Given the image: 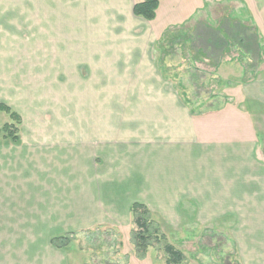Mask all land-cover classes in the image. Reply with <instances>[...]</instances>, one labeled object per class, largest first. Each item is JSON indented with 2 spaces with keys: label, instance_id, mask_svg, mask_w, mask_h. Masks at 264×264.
I'll return each instance as SVG.
<instances>
[{
  "label": "rangeland",
  "instance_id": "374dc122",
  "mask_svg": "<svg viewBox=\"0 0 264 264\" xmlns=\"http://www.w3.org/2000/svg\"><path fill=\"white\" fill-rule=\"evenodd\" d=\"M86 2L0 0V103L21 115L20 137L27 144L47 141L51 145L44 147L49 149L63 142L56 151H63L64 158L78 154L79 165L87 159L88 124L103 128L110 120L112 140L121 136L117 145L124 152L115 153L124 155L115 156L121 166L114 169L130 177L140 168L148 175L152 157L145 155L148 161L142 157L145 162L140 161L135 128L143 126L137 121L135 104L140 92L151 86L92 81L93 71L97 76L93 67L100 62L115 71L117 61L102 57L125 44L126 37L118 34L116 22L96 20L101 15ZM174 3L177 9L171 11ZM200 8L199 3L182 0H168L161 6L155 22L161 18L164 22L169 11L170 17L146 42L151 45L157 39L154 44L162 51L153 54L159 56L156 66L168 82L161 87L178 94L202 118L206 134L199 130L200 143L211 136L228 141L256 137L257 157L264 162V29L256 28L245 15L237 19L231 12L234 6L213 5L207 7L208 14H194ZM246 121L255 128H244ZM10 122L0 113V130ZM237 123L242 128H229ZM75 140L73 148L68 145ZM0 141H4L2 134ZM178 153L174 162L181 164L156 160L161 163V181L173 180V190L165 196L150 190L148 197L130 200L148 202H140L150 210L148 250L136 246L137 227L129 212L110 213L109 219L93 220L86 228L61 235L67 236V247L74 252L72 264H165L166 244L184 254L182 264H253L256 257L264 258V244L252 243L264 242V229L235 227L238 223L231 215L221 219L220 197H203L201 204L200 198L195 202L174 195L185 187L183 157ZM263 183L257 184V191Z\"/></svg>",
  "mask_w": 264,
  "mask_h": 264
},
{
  "label": "crops",
  "instance_id": "0c3cea01",
  "mask_svg": "<svg viewBox=\"0 0 264 264\" xmlns=\"http://www.w3.org/2000/svg\"><path fill=\"white\" fill-rule=\"evenodd\" d=\"M136 1L87 0L86 3L92 5L91 10L101 15L96 16V20L116 22L120 32L116 31L126 37L125 44L114 45L111 53L102 57L106 62L117 61L113 67L115 71L111 73L109 66L100 62L93 67L97 76L93 71L91 77L92 81L103 85L151 86L140 92L135 104L137 121L143 126L135 128V140L140 144V161H148L145 155L152 157V164L148 165L152 168V176L140 168L130 177L121 169H114L121 166L117 158L124 152L118 147L122 137L112 140L110 120L103 123V128L88 124L91 128H87V159L80 165L78 154L64 158L63 151H56L63 142L47 149L45 144L51 145L47 141L27 144L22 137L18 143L0 141V264H72L71 247L56 248L51 240L69 230L86 228L93 220L109 219L110 213L130 214V200L143 195L148 197L150 190L153 195L165 196L166 191L176 186L171 184L170 178L161 181L160 162L166 159L164 163L181 164L174 162V158L178 160L177 150L183 157L185 187L184 192H174L175 196L183 195L195 202L200 198L201 204L203 197H220L221 219L231 215L238 223L235 227L264 229V188L256 189L259 182H264V162L257 157L256 137L228 141L211 136L206 142H199L202 141L199 130L205 133L206 128L200 122L202 118L198 119L199 115L194 114L178 94L161 87L168 82L160 66H156L159 56L154 58L153 54L162 51L154 44L157 39L151 45L146 44L156 28L162 24L165 27L177 3L172 4L164 22L161 18L156 23L161 6L168 0L161 2L152 22L134 15ZM182 1L200 4L201 8L194 14H208L207 7L213 5L234 6L231 12L239 17L237 19L245 15L256 28L264 29V0ZM248 121L244 128H255ZM229 128L242 127L237 123ZM75 143L77 140L68 145L72 147ZM194 144L198 145L193 152ZM74 148L79 149V146ZM119 150L122 155H115ZM141 201L148 205L143 199ZM253 241L264 244L259 239ZM263 260L256 257L252 261L264 264Z\"/></svg>",
  "mask_w": 264,
  "mask_h": 264
},
{
  "label": "trees",
  "instance_id": "16d2710c",
  "mask_svg": "<svg viewBox=\"0 0 264 264\" xmlns=\"http://www.w3.org/2000/svg\"><path fill=\"white\" fill-rule=\"evenodd\" d=\"M162 1L164 0H138L134 5L133 13L136 17L152 22L157 17V12ZM0 113L6 114L11 121L3 126L0 130V135H3L4 140L18 143L20 141V126L23 122L21 115L4 103H0ZM130 215L132 216L134 225L137 227L135 231L136 246L146 252L150 247L152 236L149 229L150 222L148 221L150 210L146 205L135 202L130 207ZM51 243L56 248H64L70 244L67 241L66 235L54 237ZM165 252L167 255L165 264H182L184 262V254L173 245L166 244Z\"/></svg>",
  "mask_w": 264,
  "mask_h": 264
}]
</instances>
